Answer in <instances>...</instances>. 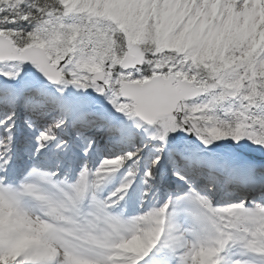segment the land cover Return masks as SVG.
I'll return each instance as SVG.
<instances>
[{
  "label": "snow or ice",
  "instance_id": "1",
  "mask_svg": "<svg viewBox=\"0 0 264 264\" xmlns=\"http://www.w3.org/2000/svg\"><path fill=\"white\" fill-rule=\"evenodd\" d=\"M161 7L156 6L157 16ZM167 7L173 10L171 27L188 39L198 38L201 29L213 19L207 0H178ZM242 7L243 0H240L237 8ZM31 11L35 14L36 9ZM2 15L4 13H0ZM10 20L0 24V31L26 35L36 27L24 20L19 23L27 27L17 28V21ZM62 23L65 27L59 30V40L56 33L45 35L49 47L26 54L19 60L0 61L4 66L0 76L16 78L23 65L30 63L57 91L63 92L69 86L94 90L105 97L116 112L133 121L137 129L151 132V139L161 145L167 143L171 133L181 130L194 134L205 146L221 138H231L235 142L247 139L264 146V90L257 97L250 88H244L233 97L228 89L235 91L239 81L232 84L224 73L213 75L205 84L210 73L193 65L191 60L185 62L188 53L173 54L169 58L146 52L143 61L134 66H129L126 59L118 61L111 55L102 59L95 55L94 42H69L72 33L79 31L74 17L62 18ZM93 25L102 31H116L115 25L107 22L91 21L89 27ZM214 27L208 24L209 35ZM119 36L123 38L122 33ZM90 48L93 50L89 51ZM127 51L121 46L117 49L118 56L124 57ZM55 61L58 63L51 68ZM86 68H91V72ZM216 80H221L222 84L217 86ZM27 103L39 110L46 99L37 91ZM11 121L12 116L0 121L9 133ZM63 123L60 120L55 127ZM10 138L9 135L0 140L3 150L0 156V215L11 217L18 209H31L27 205L29 199L36 202V207L51 208L55 203L80 212L71 226L57 222L63 219L59 216L56 220L40 216L43 223L36 231L47 233L45 242L53 245L56 251L55 260L48 264H149L145 258L151 257L156 258L157 264H256L250 259L253 255L264 264V202L214 207L207 196L190 189L186 198L196 205L191 231L178 229L171 222L168 213L171 200L143 215L124 220L112 215L110 208L124 198L134 171L129 170L125 182L107 198H99L98 193L107 175L116 172L137 153L103 159L94 172L85 165L72 182L57 180L55 172L32 167L18 184L12 185L6 183L5 175L10 163ZM36 139L39 153L57 138L52 127H48L40 131ZM160 162L157 157L152 161L153 167ZM177 175L184 179L179 173ZM145 176H153L151 168ZM27 215L23 213V218L31 229L32 221L26 219ZM28 235L33 232L10 231L7 227L0 230V264H46L40 259L36 244L23 243Z\"/></svg>",
  "mask_w": 264,
  "mask_h": 264
},
{
  "label": "bare ground",
  "instance_id": "2",
  "mask_svg": "<svg viewBox=\"0 0 264 264\" xmlns=\"http://www.w3.org/2000/svg\"><path fill=\"white\" fill-rule=\"evenodd\" d=\"M3 2V0H0ZM65 1V0H64ZM69 1L68 5L71 7L73 6L72 9L65 10L66 12L62 14L60 18H48L46 21H44L37 29L36 34L34 35L35 38H33L32 44H35L39 47V49H43L45 47H49V40H46L44 37L45 35H48L49 33H56V39L59 40V30L61 28L65 27V24L62 23V18L65 17H74L77 20V24L75 25L77 28H79V31L73 32L70 43L72 42H94L93 48L95 49V55H98L102 59L107 58L110 53L108 49L106 48V37L105 34H108L109 31H102L100 29H96L95 25L92 27H89V24L91 21H99V22H107L111 25H115L116 31L118 33H123L126 35V38L128 41L135 43V44H142L143 42H150L151 40H164L163 36L166 33V29L163 27L164 23L162 21H166V19H169L172 17L173 10L167 5L177 3L178 0H151L149 2H139L136 4V0H125L121 1L119 3H113V2H108V0H66ZM251 1V2H250ZM248 3H244L245 9L244 12H241V9L243 7L237 8V13L234 16L233 22H229L231 19L229 18L228 15H223L222 21L219 19H211L208 21L207 24L201 29V34L198 38L196 39H188L186 38V35L182 32H178L175 35H171V40L168 41V38H165L164 40V45H166L169 42V47L175 46V48L183 47L186 45V51L183 52L182 54H177V56L184 55L188 53V55H185V62L188 60H191L192 63L195 60V62H203L206 64L207 70L210 72V74L213 76L215 74H220L224 73L226 75V78L231 81L232 84L237 83V79L239 81L238 87L244 88H250L257 97L261 96L262 90H264V59H261V53H264V11L262 10V6L260 5V0H250ZM209 5L214 4L213 0H209L207 2ZM235 5L237 3L233 2ZM240 3V2H238ZM109 4V5H107ZM115 4V5H114ZM117 4V5H116ZM122 4L121 7H117L118 5ZM221 3L220 6H223ZM126 5V9L124 6ZM136 5V6H134ZM157 5H161V9L159 11V16L156 15L157 12ZM82 6V7H81ZM79 7L83 8V12L81 13H76L77 8ZM218 9V6H216ZM214 9V8H213ZM80 10V9H79ZM103 12L100 16L103 15H109V17H105L108 19H103V18H95L93 15H95L98 12ZM241 12V13H240ZM117 14L116 18L119 19H114L111 20L110 17L114 18V15ZM212 15H214V12H211ZM123 15L122 17H120ZM124 15L129 17V21L127 24H124L125 18ZM151 15V20L147 21V17ZM54 16V15H53ZM221 18V15L219 16ZM230 19V20H229ZM223 20H227L225 23ZM82 21V22H81ZM162 23V25H161ZM208 24H213L216 27L212 29V32L214 34L209 38L207 42L203 43L200 41L202 37H207L209 36L208 33ZM118 25V26H117ZM244 25V26H243ZM233 27V31H231L230 27ZM243 26L240 30H235L234 28H239ZM205 35V36H203ZM170 36V33L167 37ZM81 37H83V41H81ZM260 37V38H259ZM217 40L216 44L215 41ZM260 39V43H259ZM184 40V41H183ZM199 42V43H198ZM202 47L200 57L197 59L192 58L193 52L195 50H199V48ZM199 47V48H198ZM93 48H90L89 51H92ZM174 50L173 48H168L167 50ZM220 50H224V56L221 59L219 57ZM67 53H65L66 55ZM243 56V57H240ZM60 59H63V56L60 57ZM118 60V59H117ZM255 60L256 64L255 67L251 66V62ZM58 63V61H55ZM1 70V68H0ZM85 70L91 72V68H86ZM233 77H236V79H233ZM250 82H248V79H250ZM215 83L217 86L222 84L221 80H216ZM5 85V84H4ZM35 86H38V84H34ZM4 87V86H3ZM15 88V87H14ZM235 89V91H236ZM40 91H50L53 92L55 96H57V89L54 87L52 89L46 88V86H40L39 88ZM231 94L233 95L235 91H232V89H228ZM19 93V89L14 90V96H17ZM62 99L60 100L61 103L64 104L65 106V113H72L75 110L76 104H77V98L76 95L74 96L73 94H66L62 95ZM72 97L74 101L70 99ZM79 97V96H77ZM10 96H5L3 98H0V100H7L9 99ZM4 100V101H5ZM1 107L3 108V103H0ZM85 108V107H84ZM87 108V107H86ZM90 108V107H89ZM87 108V109H89ZM93 108V107H91ZM86 109V110H87ZM7 110V107L3 108L1 113H0V121H6V117H2V113H4ZM40 112L43 111V108L39 109ZM54 110V109H52ZM55 112V111H54ZM30 113V112H29ZM63 113V112H62ZM55 114V113H52ZM221 116H223L222 113H219ZM31 115L33 114H28L26 123H32L34 124L32 128L35 127V124L37 123L35 120H32ZM61 114L59 113V116ZM64 116L61 115L62 120L67 118H63ZM247 119V117H245ZM119 123L122 125V127L127 130L128 132L131 131L132 125L134 124L133 121L129 119L121 120ZM12 129L11 132L9 133L8 130L5 129L3 125H1L0 129L9 137L10 135V141L9 144L12 146L17 142L18 136H15L18 130H20V127L22 125H17L15 123H12ZM67 124V123H66ZM135 125V124H134ZM49 126L42 127L41 129L44 130L45 128H48ZM53 132L56 136V141H58L60 138H62V134L60 131L57 130V127L54 128L52 127ZM33 132L32 130H30ZM78 138V137H76ZM112 138V137H111ZM127 140V139H125ZM56 141L49 143L46 145L44 149H42L43 154L47 155H52V151L55 149L56 151V158L58 160V165L71 161L70 160L72 154H73V145L72 141L68 138L65 137L62 139V142L58 147H55ZM150 141H147L149 143ZM247 143V144H246ZM246 143L241 144L242 148H247L249 151H252L253 147L251 146L250 141H246ZM148 147L150 144H146ZM76 148V147H75ZM264 150V146L262 149ZM135 152V151H131ZM183 153V151H182ZM68 155H71L70 158H67ZM193 156L194 154H189L184 155L186 158H189L190 156ZM145 156L144 151L136 155V158L139 157L140 160L142 157ZM59 157V159H58ZM161 157L163 159L167 158V155L161 154ZM45 158V157H44ZM115 158V157H114ZM13 159H15L13 157ZM54 161V159L52 158ZM140 160L138 163H141ZM239 160V159H238ZM12 156L10 158V163L9 166L6 170V173L8 175H15L18 173V168L20 166H16L15 163L12 162ZM130 162L126 161V163L119 169L124 172V169L126 166L130 165ZM145 162V161H143ZM142 162V163H143ZM132 164V163H131ZM230 165V163L226 164ZM159 166H162L161 164H158L154 168V172L156 173L157 170L159 169ZM151 168V166L149 165ZM236 168H230L227 170V166H224L221 170L224 173L228 172L226 176L229 178L235 180H240V184H226L224 187L223 192L216 194V192L213 194V196H220L221 198L219 199H226V200H232L233 197H238L240 195H252L255 192L252 190H244V187L249 188L251 185L248 184L247 180H253L255 175H252V171L256 166H252V168L248 171L246 170L247 167L241 166V165H235ZM245 167V168H244ZM129 170L134 171L135 175L132 178V188L136 189V191L139 188L145 187L146 189L145 194L140 196V204H143L147 198H149L153 192V184L150 183V180H147L143 177H138V165L137 163L132 165L127 171ZM226 171V172H225ZM143 178V179H142ZM176 178H179L178 175L176 177H171V179L175 180ZM247 179V180H246ZM207 180V179H206ZM245 181V182H244ZM250 183V182H249ZM149 185V186H147ZM218 184H214L212 186V189H217ZM147 186V187H146ZM193 186V185H192ZM263 186V185H262ZM216 187V188H215ZM129 190H126V194H124L123 201L127 195ZM159 193H157L158 195ZM155 195V194H154ZM156 200L158 199V196H156ZM247 199V198H245ZM257 203L264 202V196H261L258 201H255ZM233 203V202H230ZM236 203V202H235ZM233 203V204H235ZM230 205V204H228ZM227 206V205H226ZM29 207V206H28ZM151 206H146L145 208H149ZM23 213H28L26 216L27 220L32 221V228L28 229L27 224L25 223V218H23ZM41 223L34 217V214H31L30 209H23V212L20 214H13L11 217H6L4 215H0V230L3 228L7 227L10 231H17L20 229H24L25 231H31L33 232V235H28L25 236L23 239V243L25 244H36L39 249H40V259L46 262H50L51 260H55L56 258V251L49 247L45 242L44 238V232H37L36 229L39 227Z\"/></svg>",
  "mask_w": 264,
  "mask_h": 264
},
{
  "label": "rangeland",
  "instance_id": "3",
  "mask_svg": "<svg viewBox=\"0 0 264 264\" xmlns=\"http://www.w3.org/2000/svg\"><path fill=\"white\" fill-rule=\"evenodd\" d=\"M48 1L55 2L54 3L55 5L52 4L54 6V8H48L47 10H45V9H40V7H38L39 4H46ZM121 1L125 2V0H108V2H113V3H119ZM140 1L143 3V2H149L151 0H136V4L139 3ZM234 1L235 0H226V3L230 6H232V9H234V5H235L233 3ZM68 3H69V1H66V0L65 1L64 0H3V2L0 1V13H4V15L0 16V24H3L5 21L11 22L10 18H13L15 21H17V24H16L17 28L23 27V25L19 22L24 21V20H28V21L32 20L36 25V27L33 28L32 32L27 33L26 35H21L20 32H16V31H0V33H3L4 35L9 36L12 39H13V37H15V39H13V41L16 42L17 45L21 48L24 47L25 44L30 45L33 42L32 39L35 38L34 35L36 34L38 27L44 21H46V19L51 18V17L60 18L62 16V14H64L67 10L72 9L73 6L71 5V7H70L68 5ZM22 4L26 5V7L21 8ZM107 5H109V4H107ZM121 6H122V4L118 5L117 7H121ZM134 6H136V5H134ZM81 7H79L80 10L77 8L76 13L83 12V10H82L83 8H81ZM124 8L126 9V5L124 6ZM31 9H36L35 14H33ZM241 10H243V9H241ZM103 12L104 11H102V12L100 11L93 16L95 18H99V17L103 18L104 20L108 19L105 17H109V15L100 16L101 14H103ZM116 16H117V14L114 15V18H112V16H111L110 19L111 20L119 19V18H116ZM122 16L123 15H121L120 17H122ZM124 18H125L124 24H127V22L130 19L126 15H124ZM36 20L38 22H35ZM146 20L150 21L151 15H149ZM163 22H165L163 27L166 29V33L164 34L163 39L165 40V38H168V41H170L171 35L173 36L180 31L171 27L170 18L166 19V21H162V23ZM162 23H161V25H162ZM231 31H233V29H231ZM169 33H170V36L167 37L169 35ZM119 34L120 33H118L117 31L108 32V34H105V37L107 40L106 41V48L108 49L110 55L112 57L117 58L118 61H119V59H122L123 57L118 56L117 49H120L121 46H123V48H126V46L128 44L133 45L135 47V49L137 47L136 53H137V56L139 57V59L141 60V62L143 61V58H144V55L146 52H152V54L154 56L157 54H159L161 56L168 55V57L171 58L173 54L175 56H177V54H182L183 52L186 51V45H184L183 47H181L179 45V47H177V48H175L174 45L169 47V42L166 45H164V40H160V39L151 40L150 42H143L142 44H138V43L135 44V43L128 41L125 34L122 33L123 34L122 39L120 38ZM213 34L214 33L209 35L208 38H210ZM208 38L206 39L205 42H207L209 40ZM217 40L218 39H216L215 44H216ZM26 41H27V43H26ZM200 41H201V39H200ZM203 46L204 45H202L200 48L198 47L199 50H197V51L195 50V52H193V54H192L193 59H197L200 57V53H201ZM168 48H173L174 50H171V49L167 50ZM224 53H225L224 50H220L219 57L221 59L223 58ZM240 57H243V56H240ZM53 64H56V62H54ZM255 64H256V61L253 60L251 62V66L255 67ZM193 65L200 67V68H203L205 70V72L210 73L206 68V64L203 62H200V61L195 62V60H194ZM0 68H1L0 71L4 70L3 65H0ZM9 70H11V66H9ZM25 72H28L26 75L28 77H30L31 79L39 78V75L34 70H31V68H28L26 66H23L22 74H25ZM1 77H3L5 80L8 79L4 76H1ZM212 78H213V76L210 74L204 83L207 84L208 81L212 80ZM251 79L252 78L248 79V82H250ZM8 80H11V79H8ZM194 80H195V76L193 77V81ZM198 86H200V85H198ZM242 87L243 86L238 87L236 92H239L242 89ZM67 89L71 91V90H75L77 88L69 86V87H67ZM77 90H79L81 93V95H80V97H81L80 106L81 107L85 104H94L95 101H97L99 103L101 101L107 100L105 97L96 93L94 90H91V89H88V90L77 89ZM98 100H101V101H98ZM182 133H183V131H181V130H178L175 133H171L168 137V140L171 141L173 144L181 143L182 145H187L188 142H190V143H192L193 149H195V147H196L200 150H204L206 152V154H208V152H212V155H214L217 159H219L220 163H224L225 160L229 159L231 156H232V158L235 157V161H238V159H240V162H242L244 160H250V161H258V160L262 161V160H264V150H260V148L262 149L263 146L257 145L256 143L251 142L250 144L253 147L252 151H249L247 148L241 147V144L246 143V141H248L247 139H242L240 142H235L231 138H221L219 141H214L211 145L205 146V145H203L202 141L198 137H196L194 134H192V138L190 140H186L183 138ZM31 168H28L23 172L22 178L20 180H18V182L9 181L8 183L12 184V185L18 184L27 175V172ZM44 187H46V186H44ZM27 202L33 203V206L35 209V216L39 220H40L41 215H47L50 220H56L57 217L59 216V217H62L63 219L60 221H57V222H62V223H65V224H68L69 226H71L73 219L80 215V212L78 210H74L68 206H64L61 208L57 204L53 203L51 208H47V207L42 208V207H36L35 206L36 202L31 200V199H29ZM183 202L187 204L186 206L192 208L191 204H188L187 200L184 199ZM115 208L116 207H114V209ZM20 210L21 209H18L14 212H19ZM177 210L181 211V210H183V208H179ZM110 212L112 215L119 216L118 214H115V212H112L111 209H110ZM41 222L43 223V221H41ZM162 239H163V237H162ZM51 246H53V245H51ZM53 248L55 249L54 246H53ZM257 261L260 263L259 259H257Z\"/></svg>",
  "mask_w": 264,
  "mask_h": 264
},
{
  "label": "water",
  "instance_id": "4",
  "mask_svg": "<svg viewBox=\"0 0 264 264\" xmlns=\"http://www.w3.org/2000/svg\"><path fill=\"white\" fill-rule=\"evenodd\" d=\"M35 49L36 48L34 47H28L24 50H19L14 47L13 43L9 38L0 36V61L19 60L21 57L25 56L26 54H34L35 52H38ZM124 59L130 62L129 66H134L135 57L131 54L130 50L127 51ZM50 67L54 68L55 65H50Z\"/></svg>",
  "mask_w": 264,
  "mask_h": 264
}]
</instances>
